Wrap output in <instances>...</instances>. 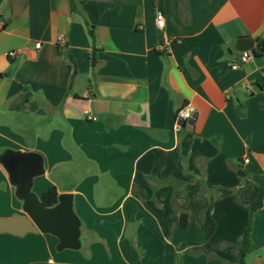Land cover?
Segmentation results:
<instances>
[{
    "label": "crops",
    "instance_id": "1",
    "mask_svg": "<svg viewBox=\"0 0 264 264\" xmlns=\"http://www.w3.org/2000/svg\"><path fill=\"white\" fill-rule=\"evenodd\" d=\"M75 2L0 0V153L78 175L83 190L56 187L77 210L96 191L78 211L85 253L0 234V264H240L264 183V52L231 66L240 38L264 44V0ZM2 205L23 214L0 164ZM251 225L246 262L264 264V207Z\"/></svg>",
    "mask_w": 264,
    "mask_h": 264
},
{
    "label": "water",
    "instance_id": "2",
    "mask_svg": "<svg viewBox=\"0 0 264 264\" xmlns=\"http://www.w3.org/2000/svg\"><path fill=\"white\" fill-rule=\"evenodd\" d=\"M237 49L241 52L259 51L255 40L240 38ZM0 164L15 188V197L21 202L23 214L0 218V234L25 237L28 234H44L58 240L56 250L79 251L83 247L82 221L74 206V194H59L53 207H46L34 191L35 179L45 175L44 157L37 152L7 149L0 153Z\"/></svg>",
    "mask_w": 264,
    "mask_h": 264
},
{
    "label": "rangeland",
    "instance_id": "3",
    "mask_svg": "<svg viewBox=\"0 0 264 264\" xmlns=\"http://www.w3.org/2000/svg\"><path fill=\"white\" fill-rule=\"evenodd\" d=\"M65 170L66 169H61V171H57L56 173L51 175L49 178L46 177L45 175L36 178L33 191L37 195H40V193L46 192L48 189H50L53 186L57 187L60 191H67V190H72V189H82L83 190V188H81V187L83 185L85 186V184L82 182L81 178L78 175L67 176L64 173ZM86 185H88V184H86ZM86 190L87 189L85 188L84 189L85 197L82 198V200L80 201L79 209L78 210L75 209L77 215L80 217L81 220H82V218H81L80 213L78 211L79 210L81 212L84 211V210L85 211H91L90 206L92 204H94V203L96 204V201H97L95 199L96 191L94 192V190H93L91 192V191H86ZM5 206L6 205H2V207H0V214H2L3 211L5 210V208H6ZM15 215H18V214H14L13 216H15ZM13 216H11V217H13ZM89 217H91V216H89ZM92 218L95 219L94 217H92ZM40 236H42V235H40V234H32L31 233V234H28L25 237H19V238H21V239L26 241V240H29V238H40ZM82 240L84 241V238H82ZM36 242H38V247L37 248L39 249V252L41 254H44L45 250H44V248L42 246V241H36ZM29 243H31V242H29ZM18 248H20L21 250L24 249V251L27 249V248H24V247H21V246H19ZM55 251H56L57 254L61 253V252H58L56 250V248H55ZM66 252H72L73 254H82V255H84V253H85L84 250H82V251H66Z\"/></svg>",
    "mask_w": 264,
    "mask_h": 264
},
{
    "label": "trees",
    "instance_id": "4",
    "mask_svg": "<svg viewBox=\"0 0 264 264\" xmlns=\"http://www.w3.org/2000/svg\"><path fill=\"white\" fill-rule=\"evenodd\" d=\"M72 8L75 9L76 2L75 0H71ZM90 35L93 40V44L96 45V35L93 31V29L90 30ZM259 51L255 52V55L258 56L259 54L264 52V44L259 45ZM71 63L74 66V71H73V76L72 79H74V76L77 75V64L73 59H70ZM58 196L59 192L55 186L51 187L48 189L46 192L43 193L42 195V201L46 207H53L54 205L57 204L58 202ZM264 207V183L259 187L258 192L256 194V197L254 201L250 205L251 209V218L248 222V225L243 233L242 239L240 241L239 247H238V255L240 258V264H247L246 262V257L247 253L251 247V238H250V233H251V224H252V215L258 211L259 209ZM185 227L186 225L183 224Z\"/></svg>",
    "mask_w": 264,
    "mask_h": 264
},
{
    "label": "built area",
    "instance_id": "5",
    "mask_svg": "<svg viewBox=\"0 0 264 264\" xmlns=\"http://www.w3.org/2000/svg\"><path fill=\"white\" fill-rule=\"evenodd\" d=\"M165 24H166V23H165V17H164V15H163L161 12H157V14H156V26H157V28H159V29H164ZM60 42L63 43L64 40L61 39ZM35 47H36V49L38 50V49L41 48V44H36ZM9 57H10V58H15V57H16V53H15V52L10 53V54H9ZM254 57H255V56H254V51H253V50H250V51H247V52H243V53L241 54L240 62L233 63L232 66H231V68H232L233 70H238V69L241 67L242 64L247 63L248 61H250V60L253 59ZM183 111H188V112H190V113H191L190 118L185 119V118L181 117V116H180V113L183 112ZM194 114H195V109H194L193 107H188V108H186V109H184V110H182V111H180V112L178 113V116H177V118H178V122H180V121H185V120H189V121H191V120L193 119ZM87 119H88L89 121H92V122L97 121V117L94 116V115H91V114H88ZM245 162L248 163L249 160L246 159Z\"/></svg>",
    "mask_w": 264,
    "mask_h": 264
},
{
    "label": "clouds",
    "instance_id": "6",
    "mask_svg": "<svg viewBox=\"0 0 264 264\" xmlns=\"http://www.w3.org/2000/svg\"><path fill=\"white\" fill-rule=\"evenodd\" d=\"M190 115H191V113L188 112V111H183V112L180 113V116L185 118V119L190 118Z\"/></svg>",
    "mask_w": 264,
    "mask_h": 264
}]
</instances>
